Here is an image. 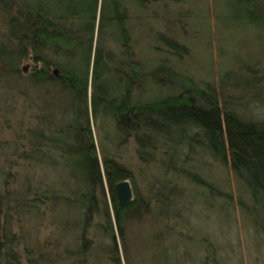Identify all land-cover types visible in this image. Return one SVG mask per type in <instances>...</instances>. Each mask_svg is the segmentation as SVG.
<instances>
[{"label":"trees","instance_id":"16d2710c","mask_svg":"<svg viewBox=\"0 0 264 264\" xmlns=\"http://www.w3.org/2000/svg\"><path fill=\"white\" fill-rule=\"evenodd\" d=\"M172 1L0 0L2 129L11 137L0 142V264H132L138 247L151 243L144 228L150 217L174 253L178 200L189 186L233 203L264 241V224L254 218L257 208L264 212V117L256 115L263 86L246 61L212 81L178 71L189 47L155 29ZM232 7L245 24L264 25V0H234ZM140 36L147 61L134 47ZM52 97L67 102L62 115L73 119L68 129L84 154L86 188L78 199H63L71 227L59 231L44 222L56 202L45 185L35 186L31 167L52 133ZM89 105L114 124L107 148L95 146ZM130 145L134 162L125 165ZM212 166L232 173L235 202L207 175ZM123 180L134 193L124 206L115 190ZM137 182L146 183L145 193ZM41 228L48 235L33 237ZM201 250V264L218 263L214 245Z\"/></svg>","mask_w":264,"mask_h":264},{"label":"rangeland","instance_id":"374dc122","mask_svg":"<svg viewBox=\"0 0 264 264\" xmlns=\"http://www.w3.org/2000/svg\"><path fill=\"white\" fill-rule=\"evenodd\" d=\"M177 1H172L174 3H169L167 7L164 6L170 15H166L167 21H164V25L155 27L167 36L177 37L179 42L189 47L190 56H186L179 63L177 70L197 82L206 79L212 81L219 79L228 70L245 65L246 61L259 77L260 85L263 86V90L260 89L263 94L259 98L264 101V25L245 24L240 11L232 7L234 0ZM163 11L161 9V15ZM157 12L160 14V10ZM135 41L137 57L147 61L149 56L145 50L147 39L140 36ZM161 56L167 58L164 52ZM80 68H83V63ZM91 73L92 70L88 80L89 88ZM111 85L114 86L113 80ZM89 91L91 94V90ZM4 105L5 99L0 97V142L11 139L10 132L2 129V117L6 116L4 110L2 111ZM48 107L51 110L48 122L52 133L50 135V132L48 133L47 147L42 143L40 150L34 153L31 167L35 186H40L37 185L38 182L45 185L56 202L55 212L46 213L44 222L47 225L53 223L54 228L59 231L71 227L67 216L61 215L62 210L66 212L63 199L68 196L78 199L86 189L82 165L84 154L78 151L80 146L72 139L76 132L68 129L73 122L72 117L68 113L62 115L63 111L67 112V102L52 97ZM256 115L264 117V108ZM88 117L96 148H107V137L111 140L115 138L113 122L104 119L100 112L93 114L91 105L88 107ZM10 119L12 120V117ZM34 141H38L37 137H34ZM128 149L127 151L119 149L121 152L124 151L125 165L134 162L133 147L130 145ZM98 156L100 159L101 156L99 154ZM204 162L205 158L202 159V163ZM207 175L218 188L227 190L235 202L236 181L230 171L212 166ZM137 185L142 193L146 192V183L137 182ZM184 192L177 206L181 211V217L174 224L177 235L174 240L175 252L168 247L167 242L160 239L158 222L154 217H150L146 225L145 221L140 224L145 225L151 243L138 247L132 264H201V249L206 247L207 243L218 249L217 264H264L262 234L253 230L247 218L242 216L236 206L233 209V203L226 202L218 195L206 194L198 187L189 186ZM240 199L246 206H251L246 197L240 195ZM254 218L264 224V212L260 208L255 211ZM143 226L140 225L138 228L141 236ZM45 235H48V231L45 232V229L41 228L33 237L37 236L40 239Z\"/></svg>","mask_w":264,"mask_h":264},{"label":"water","instance_id":"95a60500","mask_svg":"<svg viewBox=\"0 0 264 264\" xmlns=\"http://www.w3.org/2000/svg\"><path fill=\"white\" fill-rule=\"evenodd\" d=\"M54 74L57 75V71H54ZM119 204L124 206L130 203L134 198V193L132 186L128 180H123L118 182L115 186Z\"/></svg>","mask_w":264,"mask_h":264}]
</instances>
